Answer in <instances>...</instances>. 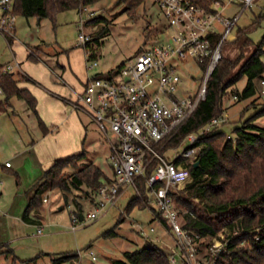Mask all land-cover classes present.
Returning <instances> with one entry per match:
<instances>
[{"label": "rangeland", "instance_id": "1", "mask_svg": "<svg viewBox=\"0 0 264 264\" xmlns=\"http://www.w3.org/2000/svg\"><path fill=\"white\" fill-rule=\"evenodd\" d=\"M219 2L225 6L222 17L231 19L236 17V24L232 31L236 38L232 42L226 41L223 44V57L231 61L241 58L231 76L226 79L227 81L239 72L241 66L261 42L264 49V0H254L252 5L246 9L237 0H219ZM96 18L102 20L94 22L93 20ZM28 20L30 24H28ZM17 23L19 31L17 42L21 47L19 51L16 50L18 58L22 53L29 52L28 46L31 47L30 49L34 48L40 58L53 68L58 58L60 64H64L62 56L68 57L69 52L72 63L76 66L78 62L82 63L84 72H86L89 60H97L98 68L89 72L91 74L99 72L101 77H109V75L117 73L122 66L130 64L142 51L167 42L170 35V30L167 28L168 18L153 0H146L140 5L135 16H130L125 11V5L118 3L117 0H101L89 6L81 15L77 10L60 12L55 23L50 18L39 19L22 16L18 18ZM217 27L224 30V27L219 23H217ZM40 29L41 32L38 33ZM240 29H247L248 32L237 39V32ZM82 34L89 38L87 41H91L89 50L84 45H79ZM33 37H38L39 42L44 41V45L39 50L35 47H38L40 43L38 41L34 43ZM247 38L254 43L247 45ZM6 42L0 44V61H5L11 55ZM26 60L35 63L28 58ZM262 60L264 61V53ZM179 72L182 76V83L178 95L196 94L203 78V71L199 64L193 60L181 62ZM263 81L261 77L254 79L256 95L243 99H240L239 94L247 86L248 78L246 76L227 88L223 99L225 113L228 116L219 126L220 130L234 137L233 129L241 126L244 121L264 107ZM12 104L9 112H0V151L3 155L13 158L21 147L36 142L34 153L38 156L41 166H44L45 163H52L85 149L86 158L80 163L81 166L85 167L92 163L106 173L111 172L110 145L103 132L86 112L78 110L79 117L82 123L84 122L82 127L85 132L77 133V139L74 137L75 142L69 138H64L62 141L55 138L38 143V138L33 130L34 124L28 117V104L17 98L12 99ZM35 116L37 117V115ZM36 119L35 123L38 127V117ZM254 123L264 126V117L258 118ZM78 140H80L79 146L76 144ZM187 145V142L180 145L178 151L181 152ZM75 171L71 167L64 169L67 175L73 174ZM25 175L26 173L22 172V176L26 177ZM23 177L21 183L25 186L26 179ZM14 185L16 186V183ZM31 189H27L25 193ZM60 192L59 189L46 192L43 198H47V201L42 202L38 209L31 212L32 215L39 216L44 222V235H36L37 229L29 226L26 229H20L15 243L5 246V251L12 250L13 255L23 260V262L17 261L16 264H55L54 259L66 255L70 257L65 264H110L112 259H121L124 252L144 246V238L135 231L136 224H141L146 231L154 227L156 230L154 233H150V237L158 238L160 248L165 253L171 252L169 246L172 247L173 236L161 229L157 221H153L150 209L135 205L128 213L124 214L131 199L136 197V192L132 187H126L116 206L98 219L85 224H82L80 215L85 216L94 209L93 199L87 198L85 188L62 191V194H59ZM198 201L196 199V202ZM176 206L183 224V215L187 213V210L178 203ZM74 217H77V222L73 221ZM121 218L123 221L117 226ZM113 228H116V235H108ZM234 234L235 232L231 228L226 227L215 236V239L224 243ZM211 239V237L205 238L204 246H208ZM206 252V249L202 250L200 256L202 257ZM92 253L97 260H93ZM0 264H13L11 254H0ZM59 264H64V262ZM177 264H181L180 260Z\"/></svg>", "mask_w": 264, "mask_h": 264}, {"label": "built area", "instance_id": "2", "mask_svg": "<svg viewBox=\"0 0 264 264\" xmlns=\"http://www.w3.org/2000/svg\"><path fill=\"white\" fill-rule=\"evenodd\" d=\"M238 1L246 9L254 0ZM153 2L168 18L170 35L167 42L142 51L130 64L109 77H101L99 72L90 74L85 90L78 96V101L72 103L74 109L86 112L107 138L114 174L112 181L103 182L96 191L94 209L82 215V224L107 213L117 205L125 187H132L136 196L152 211L154 219L172 234L175 244L168 254L171 264H177L178 260L181 264H216L229 240L223 243L213 237L211 243L204 246L205 238L184 228L172 193H178L193 179L189 165L197 161L203 148V145H196L199 136L221 126L227 113L222 118H214L200 134H190L183 142L188 145L181 152L178 148L166 147L206 98L208 79L223 57V44L232 34L236 17H222L225 6L217 0L213 5L214 12H208L190 0ZM217 23L223 25L224 30L213 46ZM16 24L14 0H0V35L8 43L15 34ZM88 39L82 34L79 45H85ZM91 60L87 66L89 71L99 65L97 60ZM189 60L200 67L206 64L203 78L196 94L179 96L182 83L179 64ZM13 68L9 65L4 71ZM5 165L10 167L11 162ZM141 179L145 180L147 196L141 191ZM77 220V217L73 219L74 222ZM42 232L43 227H40L38 234ZM204 249L207 252L201 257ZM92 258L95 260L96 256Z\"/></svg>", "mask_w": 264, "mask_h": 264}, {"label": "trees", "instance_id": "3", "mask_svg": "<svg viewBox=\"0 0 264 264\" xmlns=\"http://www.w3.org/2000/svg\"><path fill=\"white\" fill-rule=\"evenodd\" d=\"M101 0H14V13L26 18H50L54 23L60 12L68 10L84 11L89 6ZM146 0H117L125 5V11L135 16L137 8ZM193 4L203 7L208 12H214L216 0H190ZM239 4L243 6L241 1ZM96 18L94 22H100ZM247 29L237 32V39L247 34ZM221 34L216 33L212 39L214 46ZM91 41L85 43L90 49ZM254 42L247 38L246 44ZM263 43L241 66L239 72L230 80L234 68L240 62V57L231 61L222 57L211 74L207 83L206 98L202 100L191 117L169 141L166 148H178L190 134L200 132L214 119L222 118L225 113L224 99L227 88L244 76L248 78L245 90L239 94L240 99L253 97L257 93L254 79L264 80ZM206 64L201 65L202 71ZM87 85V83H86ZM85 85V87H86ZM0 86L4 97L0 98V110L6 111L11 107V99L18 98L27 102L29 108L37 115L39 127L44 134L49 132L47 125L40 118L36 109V99L32 94L20 89L16 76L4 73L0 67ZM85 90V88H84ZM264 117V107L233 129L235 136L215 127L205 136H199L197 146L203 145L198 153L199 165H189L192 181L178 193H172L176 203L183 206L187 213L183 215V226L188 231L196 232L203 238L215 237L224 228H231L235 234L229 239L226 250L222 251L216 264H264V126L254 122ZM225 125V124H223ZM86 158V150L75 153L66 158L55 160L45 171L43 177L27 192L28 206L23 214L27 222H33L30 214L44 202L43 195L48 191L59 189L63 192L71 189L85 188L87 198L93 199L100 185L105 181H112L106 173L95 164L80 165ZM71 167L76 170L67 175L64 169ZM151 170L148 172L150 175ZM142 193L147 196L145 180L139 182ZM196 199L199 201L196 202ZM138 205L145 208V204L136 196L131 199L124 214ZM36 212V211H35ZM123 215V214H122ZM161 220L166 223L165 219ZM123 221L121 218L118 225ZM113 228L108 235L115 236ZM10 253L13 264L23 262ZM69 255L54 259L55 264L66 262ZM110 264H171L168 254L157 244L150 242L143 248L123 253L121 259H112Z\"/></svg>", "mask_w": 264, "mask_h": 264}, {"label": "crops", "instance_id": "4", "mask_svg": "<svg viewBox=\"0 0 264 264\" xmlns=\"http://www.w3.org/2000/svg\"><path fill=\"white\" fill-rule=\"evenodd\" d=\"M77 11L80 15L83 14V11ZM19 17L21 16H17V22ZM227 19L231 18L229 17ZM17 24L15 34L9 40L10 44L6 42L9 46L11 55L5 60L7 62L0 61V67H2L4 73H7L4 71V68L9 65L13 66L14 68L9 72L13 73L16 76V79H18L19 88L29 91L36 99L37 113L47 127H49V132L47 134H44L39 126L36 127L35 122L37 117L35 116V113L27 107L28 117L31 120V123L34 124L33 130L38 138V143H44L55 138L58 140L61 139V141L64 138H69L70 140L73 139L75 142V139H77L76 134L85 131L82 127L84 122L82 123L78 110L73 108L72 103L77 102L78 96L84 91L89 75L91 74L87 68L88 65H86V72H84L82 63L78 62L77 66L72 63L71 54L68 52V57H65V55L62 56V58H64V64H60L58 58L56 65L52 68L46 63V61L40 58L39 53L34 48L30 49L31 47L28 46L27 48L29 52L22 53L21 55L19 54L20 58H18L16 50L19 51L21 47L17 42V35L19 33ZM28 24H30L29 20ZM40 32L41 29L38 33ZM217 33L222 34V29L218 28ZM235 38L236 36L231 34L227 41L232 42ZM33 40H35L34 43L40 41L38 40V37H33ZM4 41H6V39L4 40V37L0 35V44ZM39 43L38 47L34 46L37 50L44 45V41ZM27 58L33 60L35 63L27 61ZM40 60H42V62H39ZM79 68H81V70H79ZM16 71L17 73H15ZM3 97L4 94L2 91L0 92V98ZM12 99L11 107L13 105ZM19 100L24 101L23 99ZM11 107H9L6 112H9ZM0 112L3 111L0 110ZM79 142L80 140L77 141V146H79ZM36 145V142L24 145L15 153L13 158L3 155L0 151V183L2 191V198L0 200V252L5 251L4 248L6 245H11L16 242L20 229H26L29 226H33L37 229L36 235L41 236L45 233L44 222L39 216L30 214L33 222H27L23 218V214L29 201V197L25 191L32 188L43 177L45 171L50 167L49 165L53 163L48 162L47 164L45 163L44 166H41L38 156L34 153ZM6 162H11V166L7 167L5 165ZM110 171L111 172L107 173L104 172L108 178L112 179L114 176L113 170L110 169ZM22 172L26 173V177H23L24 175L22 176ZM22 177L26 179L25 186L21 183L23 182ZM14 183H16V186ZM61 192L59 194H62ZM44 201H47V198H44ZM79 213H81L80 210ZM80 217L82 219V215H80ZM154 220L153 216V221ZM156 221L158 222V226L166 232L161 223L158 220H155V222ZM40 227H43V232L38 234V229ZM152 228L154 230H152ZM155 230L154 227H151L149 231H146L141 224H136L135 231L142 235L141 237L145 240L143 247L150 242H153L160 247L158 238L150 237V233H154ZM172 241V247L169 246L170 251L174 247V239H172ZM95 260H97V258ZM65 263H67V260L64 264Z\"/></svg>", "mask_w": 264, "mask_h": 264}, {"label": "water", "instance_id": "5", "mask_svg": "<svg viewBox=\"0 0 264 264\" xmlns=\"http://www.w3.org/2000/svg\"><path fill=\"white\" fill-rule=\"evenodd\" d=\"M193 165H194V167H197V166L199 165V161H195V162L193 163Z\"/></svg>", "mask_w": 264, "mask_h": 264}]
</instances>
